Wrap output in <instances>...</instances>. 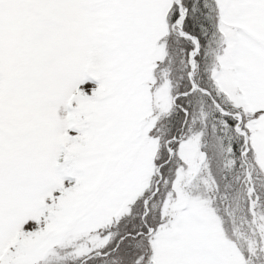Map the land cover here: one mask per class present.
I'll return each instance as SVG.
<instances>
[{
	"label": "snow or ice",
	"instance_id": "1",
	"mask_svg": "<svg viewBox=\"0 0 264 264\" xmlns=\"http://www.w3.org/2000/svg\"><path fill=\"white\" fill-rule=\"evenodd\" d=\"M0 264H264V0H0Z\"/></svg>",
	"mask_w": 264,
	"mask_h": 264
}]
</instances>
